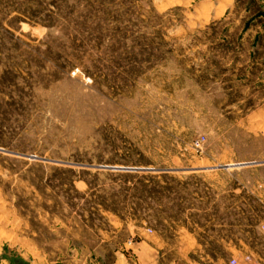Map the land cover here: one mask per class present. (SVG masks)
<instances>
[{"label": "rangeland", "instance_id": "obj_1", "mask_svg": "<svg viewBox=\"0 0 264 264\" xmlns=\"http://www.w3.org/2000/svg\"><path fill=\"white\" fill-rule=\"evenodd\" d=\"M263 222L264 0H0V264H264Z\"/></svg>", "mask_w": 264, "mask_h": 264}, {"label": "crops", "instance_id": "obj_2", "mask_svg": "<svg viewBox=\"0 0 264 264\" xmlns=\"http://www.w3.org/2000/svg\"><path fill=\"white\" fill-rule=\"evenodd\" d=\"M154 244L156 246L159 245L161 247V251L166 250V248H168V244L163 238L157 239ZM151 248V245L146 243H140L136 246L137 252H139L138 255H142L145 252L147 254V252L151 250ZM239 254L240 257L238 258V264H262V262L259 259L255 258V256L248 255L245 252Z\"/></svg>", "mask_w": 264, "mask_h": 264}, {"label": "built area", "instance_id": "obj_3", "mask_svg": "<svg viewBox=\"0 0 264 264\" xmlns=\"http://www.w3.org/2000/svg\"><path fill=\"white\" fill-rule=\"evenodd\" d=\"M261 231L264 233V222L261 224ZM230 264H237L235 260L231 261Z\"/></svg>", "mask_w": 264, "mask_h": 264}]
</instances>
